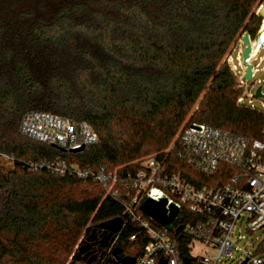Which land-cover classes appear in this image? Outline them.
Returning a JSON list of instances; mask_svg holds the SVG:
<instances>
[{
	"label": "trees",
	"instance_id": "16d2710c",
	"mask_svg": "<svg viewBox=\"0 0 264 264\" xmlns=\"http://www.w3.org/2000/svg\"><path fill=\"white\" fill-rule=\"evenodd\" d=\"M260 2L0 0V158L11 163L0 166V264H87L74 257L86 229L122 219L101 185L29 164L133 170L170 149L187 122L264 143L263 112L238 103L227 62L243 34L256 35ZM30 114L86 124L98 141L69 153L40 143L21 132ZM172 153L187 165L180 148ZM235 171L231 161L215 176L189 167L196 186L225 185ZM134 231L118 241L124 256L143 248L128 242Z\"/></svg>",
	"mask_w": 264,
	"mask_h": 264
},
{
	"label": "built area",
	"instance_id": "2783aa9c",
	"mask_svg": "<svg viewBox=\"0 0 264 264\" xmlns=\"http://www.w3.org/2000/svg\"><path fill=\"white\" fill-rule=\"evenodd\" d=\"M264 0L255 8L260 18L256 35L264 34ZM244 35V34H243ZM243 35L233 46L227 57L239 87L243 88L241 99L248 96L245 92L247 82L243 80L245 67L242 65ZM264 45V43H263ZM251 79L257 72L252 65L257 44L249 35ZM236 51V60L242 73H237L231 54ZM261 72L264 74V66ZM249 90V89H248ZM264 100V82L260 87ZM264 115V102L261 104ZM21 132L26 137L43 144L54 145L66 152H74L98 141L97 134L86 124L49 115L30 114L23 118ZM180 148L182 161L186 166L178 168L172 150ZM231 161L236 165L235 173L227 184L196 186L192 182L189 167L215 176L222 164ZM133 170H114L104 167L79 168L76 164L56 158L51 162L33 163L34 170H46L58 177L72 176L83 182H92L106 189V195L118 202L122 209V223L117 233L107 237L104 254L96 264H113L112 252L119 248L118 241L127 226L135 231L128 235V242H138L143 248L134 258V264H221L233 259L235 252L234 231L239 223L245 224V236H239L236 243L245 240L247 235L256 232L260 237L249 242L250 250L241 251L244 259L239 264H264V256H255L252 247L264 237V143L249 145L243 139L225 135L208 129L204 125L185 123L175 136L171 148L136 162ZM165 199L175 206L179 213L171 231L163 228L145 215L141 204L146 200ZM84 236L77 246H83ZM86 241H90L88 238ZM90 252V251H89ZM76 253V255H77ZM92 255H95L92 252ZM79 256V255H78ZM84 254L80 255V259ZM97 256V255H95ZM122 257L124 256L121 251ZM239 257V256H238Z\"/></svg>",
	"mask_w": 264,
	"mask_h": 264
},
{
	"label": "water",
	"instance_id": "95a60500",
	"mask_svg": "<svg viewBox=\"0 0 264 264\" xmlns=\"http://www.w3.org/2000/svg\"><path fill=\"white\" fill-rule=\"evenodd\" d=\"M264 5V2H263ZM261 18L264 17V13H262ZM242 43L244 45L243 52H242V65L245 67V72L243 76V80L245 82H249L251 80V65L248 64V58L250 53V47H249V35L245 33L242 37ZM262 96L260 94V87H258L255 91V93L252 96V99H260ZM80 150L74 151L79 152ZM166 200L160 199L159 201H153L151 199H146L140 206L141 211L150 217L152 220H154L156 223H158L163 228L171 231L172 225L175 221V218L178 216V209L173 206L169 205L166 208ZM122 223L121 218H115L109 221H106L100 225L97 226L98 229L109 232V237L112 234H115L119 231L120 225ZM89 232V229H86V233ZM108 240V237L105 239V243L103 244V247L106 246V242ZM84 254L82 257V260L86 261L87 264H92L96 256L92 255V252H89V248L86 245H83L79 247L77 255H75V258H80V255ZM79 255V256H78ZM113 255V264H134V258L132 257H122L121 256V249L115 248L112 252Z\"/></svg>",
	"mask_w": 264,
	"mask_h": 264
},
{
	"label": "rangeland",
	"instance_id": "374dc122",
	"mask_svg": "<svg viewBox=\"0 0 264 264\" xmlns=\"http://www.w3.org/2000/svg\"><path fill=\"white\" fill-rule=\"evenodd\" d=\"M253 39L255 40L257 47L253 55V58L255 59L253 60L252 65L257 68V72L254 74L253 78L248 82L247 87L245 89V92L248 96H246V98L241 99L239 101V104L246 106V107H252V108L261 110V104L264 102V100L252 99V96L255 93L256 89L258 87H261L264 82V74L261 72L262 67L264 66V45H263L264 34L255 35ZM231 57H232V63L237 68V73L241 75L242 69L241 67L238 66V61L236 60V51H234L231 54ZM0 166H3L4 168L9 169L11 168V163L8 162L5 158H0ZM245 235H246L245 234V224L243 223L242 225H240L238 223L234 231L232 240L234 241L235 251H240V252L239 253L235 252L233 259L223 261L221 264H239L240 262L244 261V259L240 255L241 251L242 252L246 250L249 251L250 250L249 242L251 244V241H255V238L260 237V233L256 232L252 236L247 235L245 240H242L240 243H236L237 237L245 236ZM79 241L77 243V246L79 244ZM263 243H264V237L260 238L259 241L254 244V246L252 247V252L254 253ZM77 246L75 247V250H74L75 252L77 250Z\"/></svg>",
	"mask_w": 264,
	"mask_h": 264
},
{
	"label": "flooded vegetation",
	"instance_id": "af4514ba",
	"mask_svg": "<svg viewBox=\"0 0 264 264\" xmlns=\"http://www.w3.org/2000/svg\"><path fill=\"white\" fill-rule=\"evenodd\" d=\"M107 235L108 233H106L103 230L96 229V228L91 229L87 233V236L84 238L82 245H86L89 248L90 252H94V254L97 255L96 256V259H97L101 250L105 248L103 247V244L105 243V239L107 238ZM88 238L90 239V241H86Z\"/></svg>",
	"mask_w": 264,
	"mask_h": 264
}]
</instances>
